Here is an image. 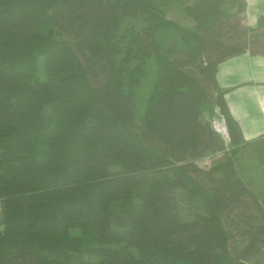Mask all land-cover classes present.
Instances as JSON below:
<instances>
[{
  "label": "trees",
  "instance_id": "obj_1",
  "mask_svg": "<svg viewBox=\"0 0 264 264\" xmlns=\"http://www.w3.org/2000/svg\"><path fill=\"white\" fill-rule=\"evenodd\" d=\"M173 6L193 25L168 19ZM244 9L0 0V264H244L260 252L264 201L235 168L244 142L215 77L257 35ZM150 55L155 81L139 118ZM215 108L228 144L203 118ZM216 152L226 157L204 182L195 161Z\"/></svg>",
  "mask_w": 264,
  "mask_h": 264
},
{
  "label": "crops",
  "instance_id": "obj_2",
  "mask_svg": "<svg viewBox=\"0 0 264 264\" xmlns=\"http://www.w3.org/2000/svg\"><path fill=\"white\" fill-rule=\"evenodd\" d=\"M244 1L242 24L253 29L257 34L252 41L253 46H247L243 52L220 62L215 77L218 87L224 91V100L229 113L241 131L244 144L240 146L237 154L239 164L251 160L250 162L260 165V196H262L264 195V0Z\"/></svg>",
  "mask_w": 264,
  "mask_h": 264
},
{
  "label": "rangeland",
  "instance_id": "obj_3",
  "mask_svg": "<svg viewBox=\"0 0 264 264\" xmlns=\"http://www.w3.org/2000/svg\"><path fill=\"white\" fill-rule=\"evenodd\" d=\"M190 1L192 0H188V2ZM167 18L179 23L182 26L190 27L191 25H193V21L186 14L179 11L177 6H173L167 10ZM251 46H253V44H251ZM38 67H39L40 75L43 77L45 75V68L42 59L38 60ZM155 74H156L155 60L153 55H150L146 63V76L142 80L140 86L137 88V93H136L137 116L139 118H141V116L144 113L147 98L152 90V86L155 81ZM216 110H218V108H215L214 113L212 115L208 114L207 112H204L203 114L204 120L210 121L212 126H216L217 119H219ZM214 123L216 125H214ZM244 155H246V153H244ZM225 157L226 156L222 152H216V153H207L202 158L196 160L195 162L197 166L200 167L203 172L199 175L200 179L206 182L207 181L206 174L209 173L218 162H222L225 159ZM238 158L239 157L236 156L234 160H235V168L237 169L238 174L240 173L239 176L245 182L248 183L250 190L258 197V199L264 201V195L260 196V171H259L260 165L256 162H250L251 160H246L245 164H239ZM193 210L194 208L187 204L183 194L181 192H177V212L180 218L181 219L191 218ZM235 212L236 213L242 212V209L236 210L233 213ZM249 212H251V210ZM232 220L224 218L226 227L232 230L231 233L234 234V230L232 229L234 226V222ZM229 222L232 223L231 224L232 226L228 224ZM232 244H236L237 246L242 247L244 245V241L239 238H235V240L232 241ZM244 264H264V244L260 245V252L254 258L245 262Z\"/></svg>",
  "mask_w": 264,
  "mask_h": 264
},
{
  "label": "built area",
  "instance_id": "obj_4",
  "mask_svg": "<svg viewBox=\"0 0 264 264\" xmlns=\"http://www.w3.org/2000/svg\"><path fill=\"white\" fill-rule=\"evenodd\" d=\"M216 111H217V114H218L217 116L219 117V119H217V123H216L217 125L214 123V125L216 126H212V127L223 138L225 144H227L229 142V136H228L226 124H225L223 117L218 113V110Z\"/></svg>",
  "mask_w": 264,
  "mask_h": 264
}]
</instances>
